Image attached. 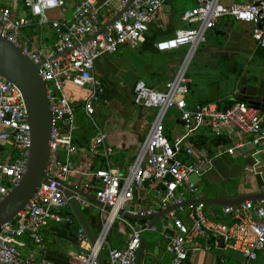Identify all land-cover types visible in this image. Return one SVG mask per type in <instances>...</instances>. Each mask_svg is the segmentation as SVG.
Returning <instances> with one entry per match:
<instances>
[{"label":"built area","instance_id":"built-area-1","mask_svg":"<svg viewBox=\"0 0 264 264\" xmlns=\"http://www.w3.org/2000/svg\"><path fill=\"white\" fill-rule=\"evenodd\" d=\"M128 0H82L73 10L69 20H50L48 12L64 7L63 0H25L30 15L39 25L50 24L56 37L51 49L33 47L23 35L31 25L27 18H12L9 8L0 2V36L15 45L35 65L44 83L51 114V136L46 170V183L36 191L29 204L9 223L0 227V264H54L34 253L22 254L23 237L44 251L42 230L49 223L71 222L61 213L70 208L63 184L69 177L90 176L100 183L94 197L104 206L105 220L97 243L88 252L72 255L73 264H98L107 237L116 221L130 229V239L122 248H108L105 264H135L140 245V235L149 222L126 223L121 211L146 216L181 205L188 200H198L202 194L192 177L201 178L223 157L242 158L247 166L244 173L261 181L259 192L264 189V103L250 105L246 100L225 105L221 100L187 105L190 92L187 70L197 49L206 35L221 19H233L251 24L252 39L258 48H264V0L232 5H222L219 0H196L193 8L186 10L182 22L188 28L175 32L173 38L155 44L157 52L176 51L184 48L181 66L165 91L151 88L142 79L133 87V103L136 107L154 109V117L136 158L126 174L119 175L110 168L91 171L75 161L78 154L74 140L79 127L76 108L67 94V87L90 90L89 102H105L104 87L95 77V63L106 55L119 50L135 51L146 39L149 27L166 0H133L119 18L102 26L123 8ZM176 109L183 124V134L168 138L164 120L170 109ZM205 129L218 140L213 153L190 141L191 135ZM107 136L98 131L90 152L103 158L113 149L106 145ZM0 146H7L8 156L0 162V202L19 183L28 162L30 128L24 101L19 89L0 77ZM148 182L160 186L157 201L141 211L133 210L137 191ZM80 207L87 200L76 196ZM103 207V206H102ZM105 208V207H103ZM205 205L198 203L179 207L167 214L163 230L168 232L166 252L170 264H187L189 258L206 243L215 249L239 253L241 264H256L259 255L264 256V199L246 201L233 208L224 207L222 215L229 223L213 221L204 214ZM105 210V209H104ZM155 230V229H152ZM78 240L87 242L82 228L77 231ZM199 240L201 243L197 244Z\"/></svg>","mask_w":264,"mask_h":264},{"label":"crops","instance_id":"crops-1","mask_svg":"<svg viewBox=\"0 0 264 264\" xmlns=\"http://www.w3.org/2000/svg\"><path fill=\"white\" fill-rule=\"evenodd\" d=\"M22 0H0L1 4L11 11L12 18L35 19L29 27L23 30V35L28 39L36 49H51L56 37L49 24L39 25L36 18H29V10L20 4ZM64 7L48 12L50 20H69L72 17L74 7L82 0H63ZM187 0H166L161 10L156 14L154 22L149 27L144 44L137 50L129 51L126 49L119 50L112 55H106L95 63V77L101 80L105 89V102H89L88 110L85 109L86 101L90 95L88 89H78L71 85L67 87V94L75 104L77 124L79 130L75 138L81 135V126L85 129L91 128L94 135L90 138L89 146L92 145L98 131L107 136L106 145L113 149V153L103 158L92 152L79 150L75 156V161L80 166H85L91 171L99 168H110L125 174L136 158L140 146L143 144L149 131L153 112L136 107L133 103V87L137 79V74L147 76V84L159 91H165L166 83L174 78L178 72L185 49L181 48L176 51L157 52L155 44L174 37L175 32L180 29L188 28L182 22L183 13L195 6L196 0H190L192 6L189 8ZM251 0H219L220 4L228 6L232 4H241ZM25 2V0H24ZM101 4L103 0H96ZM27 9V10H26ZM29 14V15H28ZM251 24L242 23L233 19H221L216 23L213 30L208 33V38L199 46L196 51L200 53L201 67L208 70L206 75H211L205 83L199 84L197 91L192 90L193 80H189L190 92L187 95V105L191 108L196 104L208 100V88L211 85H217L219 99L225 105L235 101L239 96L243 100L261 101L264 98V72L254 77V82L248 78L249 72L253 70H264V48H258L252 39ZM202 48V51L200 50ZM129 52H133L127 54ZM194 54V56H195ZM209 78V77H208ZM200 83V82H199ZM230 85V87L228 86ZM82 109L78 113V110ZM170 114L168 124L165 125L168 138L182 135L183 124L180 121L179 113ZM78 113V115H77ZM85 117L89 122H80V118ZM85 129H83L85 131ZM197 146L205 148L208 152L213 153L218 144L212 143L214 138L205 129L195 131L190 139ZM216 140V139H215ZM9 154L8 148L0 152V162ZM98 157V161L95 160ZM239 157H223L215 160L213 168L203 177L195 182L200 185L205 180H217L218 189L208 187L207 192L201 191L202 196L214 197L217 195L227 194L224 191L225 184L233 179L239 165L234 159ZM89 164V165H88ZM91 165V166H90ZM243 170V169H242ZM244 171V170H243ZM242 171V172H243ZM245 174V173H244ZM246 181L253 182L256 187L252 191H238V193H259V184L257 178L247 176ZM68 185L79 188L94 197V192L100 188V183L90 176L71 175ZM160 186L156 183L148 182L144 188L137 191L135 200L132 203L133 210L141 211L146 206H150L157 201L158 190ZM199 188V187H198ZM87 200V199H86ZM88 205L80 207L83 217L87 222L91 232L97 238L100 234L101 226L105 220L106 208L96 204L94 201L87 200ZM105 209V210H104ZM216 214V210L205 206L204 214L213 219H220L224 223L229 220L222 215ZM71 214V222L61 224L49 223L41 232L45 249L39 252L36 245L30 242L28 237H23L21 241L24 246L19 250L22 254L34 253L37 259L44 258L54 264H73L72 255L88 252L93 245L89 239L87 242L78 240L77 231L81 228L77 218L71 208L62 212ZM165 218V217H164ZM161 219L159 223L165 225V220ZM126 223H133V220L124 217ZM214 221V220H213ZM219 221V222H221ZM145 222V221H139ZM149 222V221H148ZM117 227H113L107 237L108 248H122L130 239V229L122 222H118ZM151 232L159 233L157 238H150L149 233L146 238L143 259L146 264H170V257L166 252L168 232H158L157 227ZM86 235V233H85ZM87 236V235H86ZM88 238V237H87ZM148 240L150 247L148 246ZM197 244L201 242L196 241ZM203 249L198 250L191 256L187 264H241L243 258L239 253L222 249H215L211 242L206 243ZM256 264H264V256L259 255Z\"/></svg>","mask_w":264,"mask_h":264},{"label":"water","instance_id":"water-1","mask_svg":"<svg viewBox=\"0 0 264 264\" xmlns=\"http://www.w3.org/2000/svg\"><path fill=\"white\" fill-rule=\"evenodd\" d=\"M133 0H128L126 5L119 10L113 19L106 22L101 27L99 33L104 28L116 21L124 13ZM0 77L13 83L20 91L28 117L30 128V149L26 169L17 184V186L0 202V227L12 221L33 199L38 188L46 183V170L49 157V142L51 136V114L49 110L47 94L44 83L39 74V66L35 65L19 48L0 36ZM208 99L210 102L218 101L219 91L217 85H211L208 88ZM250 105H260L253 100H246ZM264 103V98L261 100ZM193 182H198L199 178L192 177ZM259 186L261 181L257 178ZM63 193L69 199L70 208L73 211L81 228L86 233L90 243L95 245L97 238L91 232L83 213L75 201L76 196L94 201L96 204L104 206L95 197L76 188L74 186L63 184ZM264 199V189L259 193H234L232 195L222 194L214 197L201 196L198 200H188L181 205L170 206L155 214L140 216L132 215L121 211L119 215L133 221H149L148 228L140 235V245L136 253L135 264H146L143 259L144 248L148 233L156 228L157 223L167 214L173 212L179 207H188L194 204H204L214 210L215 207L233 208L246 201H258ZM98 264H105L102 255H97Z\"/></svg>","mask_w":264,"mask_h":264},{"label":"rangeland","instance_id":"rangeland-1","mask_svg":"<svg viewBox=\"0 0 264 264\" xmlns=\"http://www.w3.org/2000/svg\"><path fill=\"white\" fill-rule=\"evenodd\" d=\"M188 1V3H187ZM186 3L188 4L189 8L192 6V2L190 0H187ZM189 10V9H188ZM208 38V34L206 35V39ZM200 50L202 51V48H200ZM130 53H133V52H129L127 54H130ZM200 53H197V55L195 54V56L193 57L192 61H191V64L187 70V73H186V76L187 77H191V79L193 80V85L191 86L192 87V91L195 93L197 91V88L199 87L198 85L201 84V83H205L206 81H208V79H210L211 75H206L208 73V70H205L201 67V62H200ZM264 66V65H263ZM264 70H253L251 72H249V77H247V79L250 81V82H254V77L258 78V75L263 73ZM137 77H139V79H142L144 80L145 82H147V76H144L142 75L140 72L137 74ZM209 77V78H208ZM264 80V79H263ZM200 82V83H199ZM148 85V84H147ZM230 87V85H228ZM220 101V100H218ZM149 111H152L153 112V115H154V110H149ZM81 112L82 114V109L78 110V113ZM77 113V115H78ZM175 114V110L173 109H170L167 113V116L164 120V125H167L168 124V118L170 116V114ZM79 116V115H78ZM80 122H89L85 117L83 118H80ZM234 161L239 165V170L236 171L233 179H231L229 182H227V184H225V188H224V191L226 192H229V193H237L238 191H252L254 189L255 184L251 181V182H248L246 181V177H245V174H244V167L247 166V163L242 159V158H236L234 159ZM243 169V170H242ZM243 171V172H242ZM217 180H205L203 179L202 183L200 185H198L199 189L203 192H207V189L208 187H211L213 188V186L215 187V189H218L221 184H218V182H216ZM215 210H216V214L217 215H221V208L220 207H215ZM214 221H221L220 219L216 220V219H213ZM223 222V221H221ZM166 224V222H165ZM157 230L158 232H161L162 228H163V224L162 223H157ZM114 228L117 227V223L114 224L113 226ZM159 233H155L154 232H149V240L150 238H157V235ZM148 240V247H150V242ZM107 246L105 245L103 247V250H102V257L104 260H106V256H107Z\"/></svg>","mask_w":264,"mask_h":264},{"label":"trees","instance_id":"trees-1","mask_svg":"<svg viewBox=\"0 0 264 264\" xmlns=\"http://www.w3.org/2000/svg\"><path fill=\"white\" fill-rule=\"evenodd\" d=\"M20 4L22 5V6H24L25 7V2H24V0H22L21 2H20ZM28 9V8H27ZM26 9V10H27ZM29 15V14H28ZM29 18H33L31 15H29L28 16ZM32 21H33V25L32 26H35V19H31ZM50 25V24H49ZM216 26V25H215ZM50 27H51V25H50ZM215 28V27H214ZM213 28V29H214ZM52 29V28H51ZM212 29V30H213ZM211 31V30H210ZM209 31V32H210ZM208 32V33H209ZM189 88H190V86H189ZM191 89V88H190ZM240 100H243V98H241V97H237L236 99H235V101H240ZM208 102H210V101H208V100H205V101H203V102H201V104H205V103H208ZM234 102V101H233ZM233 102H231L230 104H228V105H231ZM77 110V109H76ZM153 117H154V115H153ZM86 127H84L83 126V128H82V126H81V135L80 136H78V137H76L75 138V140H74V142H75V144H76V146H77V148L80 150H84V151H88L89 152V143H90V138L94 135V131L91 129V128H89L88 127V129H85ZM83 129H85V131L83 130ZM215 142V144H218V140L216 139H214V141H212V143H214ZM6 148H8L7 146H0V152H3ZM95 160L96 161H98V157H95ZM89 165V164H88ZM91 166V165H90ZM109 168V167H108ZM99 169H101V168H99ZM98 170V169H97ZM114 173H116V174H119V175H122V174H120L119 172H116L115 170H113V169H111ZM126 174V173H125ZM124 175V174H123ZM136 195V194H135ZM62 215H64L63 213H61ZM67 217H71V214H69V213H67V214H65ZM141 223H145V222H141Z\"/></svg>","mask_w":264,"mask_h":264}]
</instances>
